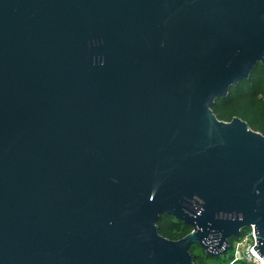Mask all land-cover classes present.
Wrapping results in <instances>:
<instances>
[{"label":"water","instance_id":"obj_1","mask_svg":"<svg viewBox=\"0 0 264 264\" xmlns=\"http://www.w3.org/2000/svg\"><path fill=\"white\" fill-rule=\"evenodd\" d=\"M259 63L264 0H0V264H199L251 225L264 259V135L211 108Z\"/></svg>","mask_w":264,"mask_h":264},{"label":"trees","instance_id":"obj_2","mask_svg":"<svg viewBox=\"0 0 264 264\" xmlns=\"http://www.w3.org/2000/svg\"><path fill=\"white\" fill-rule=\"evenodd\" d=\"M215 115L225 121L238 116L245 120L248 125L264 135V66L257 64L249 74V77L240 81L236 86L229 88L225 98H220L212 105ZM158 232L169 239H178L191 231V226L176 220L173 216H162L158 221ZM199 245H191L189 250L194 261L203 264L204 257L210 258L202 250L194 253V248ZM214 258V257H212ZM231 258V257H229ZM235 264H248L245 261H235Z\"/></svg>","mask_w":264,"mask_h":264},{"label":"built area","instance_id":"obj_3","mask_svg":"<svg viewBox=\"0 0 264 264\" xmlns=\"http://www.w3.org/2000/svg\"><path fill=\"white\" fill-rule=\"evenodd\" d=\"M255 244V232L251 225L241 233L238 239L232 241L228 255L231 256V263L241 260L249 264H264V259L253 248Z\"/></svg>","mask_w":264,"mask_h":264},{"label":"rangeland","instance_id":"obj_4","mask_svg":"<svg viewBox=\"0 0 264 264\" xmlns=\"http://www.w3.org/2000/svg\"><path fill=\"white\" fill-rule=\"evenodd\" d=\"M202 250L203 249L199 246V248L198 247L194 248L193 252L194 253H198V254L199 253L203 254ZM229 257H231V256H228L227 254H222L219 257H214V258H212V257H210V258L204 257L203 264H235V263H231V258H229Z\"/></svg>","mask_w":264,"mask_h":264},{"label":"flooded vegetation","instance_id":"obj_5","mask_svg":"<svg viewBox=\"0 0 264 264\" xmlns=\"http://www.w3.org/2000/svg\"><path fill=\"white\" fill-rule=\"evenodd\" d=\"M243 231H244V230H243ZM243 231H242V232H243ZM242 232H241V233H242ZM233 240H234L233 238L230 239V246H229V248H228L224 253H222V254H227V255H229V251H230V249H231L232 241H233ZM222 254H221V255H222ZM210 256H211V255H210ZM212 257H214V256H212Z\"/></svg>","mask_w":264,"mask_h":264}]
</instances>
